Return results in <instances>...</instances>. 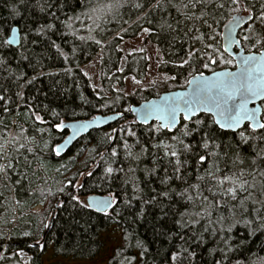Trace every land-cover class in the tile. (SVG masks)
Returning a JSON list of instances; mask_svg holds the SVG:
<instances>
[{
	"label": "trees",
	"instance_id": "16d2710c",
	"mask_svg": "<svg viewBox=\"0 0 264 264\" xmlns=\"http://www.w3.org/2000/svg\"><path fill=\"white\" fill-rule=\"evenodd\" d=\"M109 3L114 6L110 12L91 11ZM242 4L254 20L264 14V0H0V136L19 135V149L0 151V166L7 156L16 202H7V187L0 186V216L9 209L6 219L19 214V225L0 234V252L5 249L0 264H23L20 251L31 256V264H43L51 249L57 258L94 260L104 248L101 234L114 226L122 232V244L108 264H264V221L257 219L264 217L261 131L248 126L239 133L222 131L206 115L183 122L174 133L156 124L142 126L134 122L130 107L154 93H123L125 80L144 81L149 67L145 51L128 55L123 63L125 40L147 30L163 57L159 71L187 83L193 75L212 72L210 47L222 50V29ZM15 26L21 32L18 48L8 43ZM262 49L264 41L255 51ZM99 54L104 96L94 93L82 71ZM111 113L124 115L111 127L81 138L65 156L45 145L66 138L68 131L56 127L62 122ZM237 153L244 163L237 161L234 168ZM200 155L207 160L199 162ZM109 167L112 173L106 171ZM209 171L217 179L245 173L251 187L238 199L251 194L246 200L251 215L245 213L253 221L250 226L236 223L228 231L232 220L217 222L229 211L209 205L229 198L213 196L217 181ZM90 195H112L115 206L101 215L73 199L85 202ZM37 205H43L42 211L33 213ZM233 211L234 220L241 221L239 210ZM189 219L194 223L181 227Z\"/></svg>",
	"mask_w": 264,
	"mask_h": 264
},
{
	"label": "snow or ice",
	"instance_id": "6c2138e0",
	"mask_svg": "<svg viewBox=\"0 0 264 264\" xmlns=\"http://www.w3.org/2000/svg\"><path fill=\"white\" fill-rule=\"evenodd\" d=\"M234 4H238L239 0H232ZM113 4H104L98 5L93 8L91 11L93 13L104 14L105 11H111L113 9ZM223 7V5H221ZM239 11V9H237ZM78 18V17H77ZM99 18V16L97 17ZM247 19H251L248 17ZM246 22V17L244 16H236L233 17V20L229 22V30L225 35V39L230 41L231 43H238L234 37V29L241 26ZM50 27V26H49ZM69 27L71 25L69 24ZM211 27V25H209ZM91 31V29H90ZM147 31V30H146ZM83 39V37H81ZM11 43V41H8ZM100 43V41H96ZM225 51H228L225 48ZM221 59L223 56L221 55ZM231 63V61H227ZM215 63V61H213ZM207 67V65H205ZM85 75H87L85 73ZM189 84H193V90L187 99L183 100L181 104L177 99H169L167 97L164 98V103L160 106H156L155 111L157 113V118H162L165 121L164 127H171L175 122L177 115L183 111L185 113L184 119L189 120L192 113L203 110L208 113H212L215 117V124L219 126L220 129L223 130H236L242 122L249 121L251 124L252 130L255 132L260 130L262 135L261 138L264 139V116L260 115V108H248V104L250 101H254L257 98L264 97V53H260L259 56L250 55L247 57H241L240 61V70L236 73L232 72H219L214 74L213 79H201L190 80ZM151 112H146L143 119L145 122L147 121ZM39 119V117H37ZM201 123V122H197ZM57 128L63 129V124L56 125ZM184 135H188V132L185 131ZM241 139L246 141L243 133H240ZM183 143V141H181ZM186 149L189 148L188 145L184 146ZM203 147L207 149L209 147L208 142L205 140L203 143ZM216 147H220V145H216ZM56 154H60V150L57 147L55 149ZM264 152V149L261 150ZM115 151H113V155H115ZM211 155H216V153H211ZM172 156H177L175 151L172 152ZM207 155H200L199 162L203 163L207 160ZM237 161L240 164L244 163V160L237 153L235 159L232 161L233 167H236ZM177 169L179 171L180 161L177 159ZM255 164V161H252ZM216 170L218 171V166H216ZM108 173H112L113 169L108 168L106 170ZM208 176L211 179L216 180L217 183L214 187L217 189L216 192H213V196L219 194L221 197L229 198L224 204H212L210 207H224L229 211V216L226 218L223 215L217 217V222L222 223L225 219L232 220V223L228 226V231H231L236 223L243 222L245 226H250L253 221L245 218V213L249 212V209L246 206V200L250 198L245 197L243 199H238L239 194L241 192H247L251 185L248 184V181L244 179L245 173L243 171L233 172L231 175H224L223 178L217 179L215 172L209 171ZM251 174V173H249ZM264 175V173H261ZM199 180H204L203 176L198 177ZM227 183L229 186L224 188V184ZM192 188H198V185H190ZM212 191V188L208 189ZM187 191V190H185ZM184 193H181L183 195ZM74 200H77L84 208H95L97 211H102L107 214V210L112 207L115 202L113 199H101L88 202L79 201L78 197H73ZM187 199L189 201L192 200L191 196H188ZM207 199L206 197L204 198ZM230 201H238L237 204H230ZM264 203V202H262ZM233 209H238L241 221L234 220L236 216V212ZM207 209H205V212ZM256 212H259V209H255ZM195 216H200V212L194 213ZM210 215V213H209ZM264 221V217H257ZM194 223L191 219L185 221L181 224V227L187 226ZM47 227V225H45ZM261 228H264V222L260 224ZM207 231V229H205ZM223 231V228H221ZM255 231V230H253ZM173 260L176 259L175 256L172 257Z\"/></svg>",
	"mask_w": 264,
	"mask_h": 264
},
{
	"label": "rangeland",
	"instance_id": "374dc122",
	"mask_svg": "<svg viewBox=\"0 0 264 264\" xmlns=\"http://www.w3.org/2000/svg\"><path fill=\"white\" fill-rule=\"evenodd\" d=\"M244 8V13L247 14L251 11L248 9L245 4H242L240 8ZM239 12V11H237ZM252 12V11H251ZM240 38L242 41V45L246 52H256V48L261 45L264 41V14L258 16L252 23L246 26L240 33ZM121 50L123 52L124 58L123 63L128 55L145 51L147 54V58L149 60V67L146 78L144 81H139L134 77H128L125 80V87L123 89V93L127 96H131L135 94L139 90L150 91L154 93L155 97H159L162 93L175 91L178 89H184L187 83L180 82L173 76H169L165 73H161L159 71V67L163 62V57L160 53V50L156 45H154L149 40V32L144 30L137 38L131 40H125L121 45ZM258 52V51H257ZM221 55L223 59H221ZM101 58L102 55L99 54L91 63L85 66L82 71L89 81L90 85L97 96H104L107 92L104 90L101 84ZM231 61L228 63L227 61ZM207 61L209 63H214V69H226L235 67V63L232 58L227 56L223 50H220L217 46H211L208 54ZM206 61V63H207ZM189 80V79H188ZM114 89L116 91H120L121 89L118 86H115ZM122 91V90H121ZM157 125V124H156ZM19 140V135L12 133L4 139V137L0 136V151H7L10 146H16V149H19V145H16V142ZM31 145L34 143L31 141ZM45 145L49 148H52L55 151V148L58 144H53L52 141H48ZM6 164H7V156L4 155L1 161L0 166V186L6 185L8 200L7 202H13L16 205V202L13 200V190L10 186V179L6 173ZM79 167L70 171H78ZM85 177V173L79 176V180L77 185L81 184L82 179ZM68 177L66 178L67 181ZM229 185L227 183L224 184V188H227ZM43 205H37L33 208V213H40L42 211ZM10 209L7 210L5 215L0 216V234L4 232H8L11 228H16L19 225V214L15 211V215L12 219H6V216L9 215ZM101 239L104 244V248L102 252L94 259L89 261H81L74 260L68 258H57L53 255L52 249L47 251L45 256L43 257V264H108V261L113 256L114 252L117 248H119L122 244V232L117 227H111L108 231L101 234ZM5 251V249H4ZM3 252H0V257L3 255ZM21 260L23 264H31V256L26 254L23 251L19 252Z\"/></svg>",
	"mask_w": 264,
	"mask_h": 264
},
{
	"label": "water",
	"instance_id": "95a60500",
	"mask_svg": "<svg viewBox=\"0 0 264 264\" xmlns=\"http://www.w3.org/2000/svg\"><path fill=\"white\" fill-rule=\"evenodd\" d=\"M244 12H245L244 8L241 7V10L238 13L234 14L231 17V19L224 25L222 32H221L222 50L227 56H229L230 58L233 59V61L235 63V67L233 69L226 68V69L215 70V71H212L210 73H198V74L190 77L188 82L190 80H193V78H195L196 80H201L202 78L210 80V79L214 78L215 73H219V72L236 73L240 70L241 57H247L250 55L259 56L260 53H264V49H262L259 52H250V53L246 52V50L244 49V47L242 45V41L240 38V32L246 26H248L250 23H252L254 21V14L253 13L249 12V13L245 14ZM236 16L246 17V22L243 23L241 26L234 29V37H235L236 41H238V43H231L230 41H227L225 39V35L229 30V22L232 21L233 17H236ZM248 17H250L251 19H247ZM8 41H11V43L8 42L10 46H12L14 48L20 47V45H21V32H20L19 27L15 26L12 28L10 36L8 38ZM225 48H227L228 51H225ZM193 87H194L193 84L187 83V85L184 89H178L175 91L165 92V93H162L159 97H154V98L147 100V101H144L138 105L131 106L130 107V114L133 116L134 122L138 123L142 126H150L152 124H157L161 130L168 131L169 133H174L181 126V124L183 122L189 123L201 115L210 116L214 122L217 117H215L212 113H208V112H205L203 110H198V111L192 113L189 120L184 119L185 113L183 111H181L177 115L176 122L170 128L164 127L165 121L162 118H157V113L155 111V108H156V106H160L165 102L164 101L165 97H167L169 99H177L182 104L183 100L187 99L189 97V95L191 94ZM248 108H250V109L251 108H260V115L264 116V97H260V98L255 99L254 101H250L248 104ZM149 111L151 112V115H149L147 121L145 122L143 117H144L145 113L149 112ZM123 115H124L123 113H111L108 115L99 114V115H96L95 117L87 119V120L62 122L61 124H63V129H60V130H62V131L67 130L68 135L57 146L60 150V154L58 156L59 157L65 156L81 138L87 136L89 133L96 131V130H104L108 127H111L112 125L117 123L120 119H122ZM261 122H264V120H262ZM214 124H215V122H214ZM215 125L218 129H220L217 124H215ZM246 126H248L252 130L251 124L249 121L242 122L241 125L234 131L231 129H229V130L220 129V130L226 131V132L239 133ZM258 131H260V130H257L255 132H258ZM101 199H113L115 201V198L112 195H108V196L90 195V196L85 198V202L90 203L92 201L101 200ZM114 206H115V202L113 203L112 207H110L107 210V214L114 208ZM90 209L93 210L94 212L98 213V214L106 215L102 211H97L94 207L90 208ZM55 212H56V210H54L53 217L55 215ZM53 217L49 222V227L47 229V232L49 231V229L52 225Z\"/></svg>",
	"mask_w": 264,
	"mask_h": 264
},
{
	"label": "flooded vegetation",
	"instance_id": "af4514ba",
	"mask_svg": "<svg viewBox=\"0 0 264 264\" xmlns=\"http://www.w3.org/2000/svg\"><path fill=\"white\" fill-rule=\"evenodd\" d=\"M249 13V12H248ZM241 33V32H240Z\"/></svg>",
	"mask_w": 264,
	"mask_h": 264
}]
</instances>
